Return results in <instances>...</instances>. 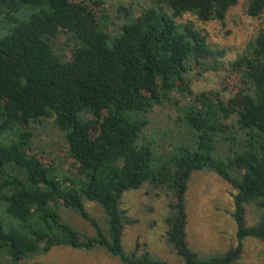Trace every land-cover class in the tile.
Segmentation results:
<instances>
[{
  "label": "trees",
  "instance_id": "16d2710c",
  "mask_svg": "<svg viewBox=\"0 0 264 264\" xmlns=\"http://www.w3.org/2000/svg\"><path fill=\"white\" fill-rule=\"evenodd\" d=\"M147 1L110 16L93 8L104 0H0V256L7 264L58 246L98 247L123 264H168L123 248L132 222L123 196L145 186L170 198L166 241L185 264H237L247 238L264 242V216L246 221L247 205L264 208V28L228 62L240 88L195 93L193 73L217 71L226 51L179 19L224 22L239 0ZM247 12L260 17L264 0H249ZM169 106L177 112L172 127L154 138L152 114ZM46 124L63 137L75 176L30 153ZM201 171L237 191V244L224 254L203 256L188 242L186 194ZM86 202L103 208L107 233ZM60 208L90 222L95 236L75 230Z\"/></svg>",
  "mask_w": 264,
  "mask_h": 264
},
{
  "label": "rangeland",
  "instance_id": "374dc122",
  "mask_svg": "<svg viewBox=\"0 0 264 264\" xmlns=\"http://www.w3.org/2000/svg\"><path fill=\"white\" fill-rule=\"evenodd\" d=\"M83 1V0H74ZM95 1V0H90ZM100 1V0H99ZM133 5L135 8L149 5L147 0H104L93 5L97 13L108 12L114 16L118 7ZM249 0H239L227 15L224 22H200L191 14L180 17L181 22H192L206 36L213 48L226 51L224 64L217 71L197 72L191 76V87L195 93L212 90L232 92L241 87L238 73H229L228 62L235 60L245 50L248 42L264 28V13L260 17L248 14ZM65 40V37H62ZM177 112L172 107L156 109L152 114L149 134L160 138L172 127ZM34 132V131H33ZM32 148L45 165L56 163L61 172L69 176L77 174L75 160L68 155V147L60 133L51 124L39 126L34 132ZM145 186L140 190L127 192L121 207L132 219L125 225L123 248L129 253L136 247L168 264H185L168 246L166 241L170 198L148 194ZM234 187L212 171L195 172L186 194L188 213V242L190 247L203 256L224 254L237 244V227L232 216L234 211ZM87 211L97 220L104 232L109 231L108 218L103 208L94 202H86ZM63 219L85 236H95L96 231L72 210L60 208ZM264 216V208L257 203L247 205V226H253ZM10 258L0 256V264H7ZM123 264L119 258L111 256L101 248L76 250L70 247H54L49 253L35 255L21 264ZM237 264H264V242L255 238L244 241V252Z\"/></svg>",
  "mask_w": 264,
  "mask_h": 264
}]
</instances>
